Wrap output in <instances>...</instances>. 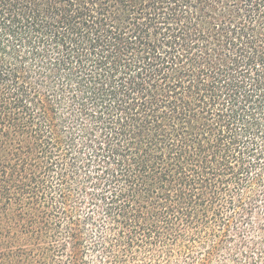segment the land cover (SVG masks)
<instances>
[{
	"label": "trees",
	"instance_id": "trees-1",
	"mask_svg": "<svg viewBox=\"0 0 264 264\" xmlns=\"http://www.w3.org/2000/svg\"><path fill=\"white\" fill-rule=\"evenodd\" d=\"M0 264H264V0H0Z\"/></svg>",
	"mask_w": 264,
	"mask_h": 264
}]
</instances>
